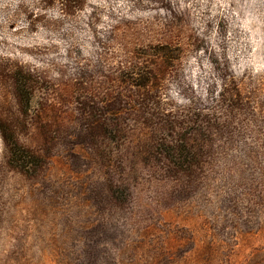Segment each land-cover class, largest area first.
<instances>
[{"label":"rangeland","instance_id":"374dc122","mask_svg":"<svg viewBox=\"0 0 264 264\" xmlns=\"http://www.w3.org/2000/svg\"><path fill=\"white\" fill-rule=\"evenodd\" d=\"M0 264H264V0H0Z\"/></svg>","mask_w":264,"mask_h":264},{"label":"trees","instance_id":"16d2710c","mask_svg":"<svg viewBox=\"0 0 264 264\" xmlns=\"http://www.w3.org/2000/svg\"><path fill=\"white\" fill-rule=\"evenodd\" d=\"M6 142L8 144V147L10 151L12 152V156L15 157L16 161L21 164V162H25V159L28 158V155L24 153V151H21L18 148L17 143L14 141V139H6ZM27 162V161H26Z\"/></svg>","mask_w":264,"mask_h":264}]
</instances>
